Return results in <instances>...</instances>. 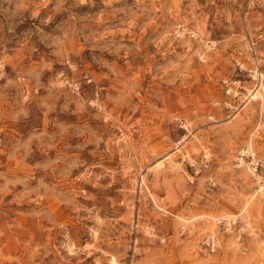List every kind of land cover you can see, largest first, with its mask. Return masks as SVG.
<instances>
[{"label":"rangeland","instance_id":"obj_1","mask_svg":"<svg viewBox=\"0 0 264 264\" xmlns=\"http://www.w3.org/2000/svg\"><path fill=\"white\" fill-rule=\"evenodd\" d=\"M262 89L264 0H0V264H264Z\"/></svg>","mask_w":264,"mask_h":264},{"label":"bare ground","instance_id":"obj_2","mask_svg":"<svg viewBox=\"0 0 264 264\" xmlns=\"http://www.w3.org/2000/svg\"><path fill=\"white\" fill-rule=\"evenodd\" d=\"M261 93L264 94V89L261 90ZM258 96H259V90L255 94L252 95V98L256 99Z\"/></svg>","mask_w":264,"mask_h":264}]
</instances>
